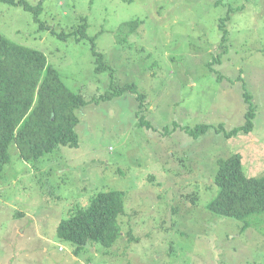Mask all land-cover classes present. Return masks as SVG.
Listing matches in <instances>:
<instances>
[{"label": "rangeland", "instance_id": "obj_1", "mask_svg": "<svg viewBox=\"0 0 264 264\" xmlns=\"http://www.w3.org/2000/svg\"><path fill=\"white\" fill-rule=\"evenodd\" d=\"M227 14V49L211 70ZM38 17L43 30L32 12L0 3V34L41 51L87 103L76 109L78 146L26 162L10 144L0 264H264V213L242 220L209 207L219 158L239 152L245 174L264 177V0H44ZM136 18L134 31L120 28ZM130 85L146 95L140 113L135 93L99 99ZM244 89L256 106L250 132L192 138L176 127L242 125ZM106 190L125 192L121 234L75 252L58 226Z\"/></svg>", "mask_w": 264, "mask_h": 264}, {"label": "trees", "instance_id": "obj_2", "mask_svg": "<svg viewBox=\"0 0 264 264\" xmlns=\"http://www.w3.org/2000/svg\"><path fill=\"white\" fill-rule=\"evenodd\" d=\"M43 2L44 0H39L36 4H31L27 0H0V3L22 6L32 12L40 30L47 26L38 17ZM82 18L77 29L69 33L74 34L77 41L86 36V19ZM220 20L223 34L214 55L217 58L208 61L207 65L211 70L214 62L220 61L218 56L227 49L224 21L229 20V14ZM139 22L143 20L136 18L122 23L120 28L134 31ZM59 36L66 38L68 35L63 33ZM92 51L97 64L95 70H105L103 56L94 50V43ZM123 89L115 93L106 92L99 99L110 98L124 91L135 93L140 113L146 104V95L138 92L135 85ZM243 100L247 105L244 122L228 131L222 123L176 127L192 138L205 134L210 128L227 137L239 132L248 133L254 126L256 106L252 102L251 93L245 89ZM86 103L80 93L64 84L57 70L48 64L41 51L13 43L0 34V177L3 166L10 159L8 149L12 143L16 144L18 154L26 162L37 161L59 146H78L76 126L80 118L76 109ZM138 124L152 128L151 123L142 116L139 117ZM216 164L213 183L217 187V194L209 203L210 209L220 216L242 220H247L253 214L264 213V177L247 176L239 152L219 158ZM124 195L123 190H106L94 194L87 205L74 209L71 216L61 221L57 229L58 238L75 244V252L88 243L112 246L121 234L118 217L124 211Z\"/></svg>", "mask_w": 264, "mask_h": 264}]
</instances>
